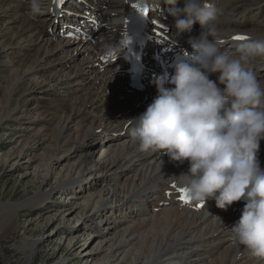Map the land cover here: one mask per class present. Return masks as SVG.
<instances>
[{
  "label": "bare ground",
  "instance_id": "6f19581e",
  "mask_svg": "<svg viewBox=\"0 0 264 264\" xmlns=\"http://www.w3.org/2000/svg\"><path fill=\"white\" fill-rule=\"evenodd\" d=\"M2 1H4L2 5L5 6V8L0 6V9L3 8L0 14L9 17L11 23L10 27L14 28V33L17 36L16 38L19 40L24 39L25 46L28 47V50H35V53L32 55L33 57L30 58L31 64L26 66L27 70H24L21 74L17 75V77L25 74V72H35L37 68L34 66V63L38 62L39 55L54 53L56 55V61H58V63L61 62V64H59L61 67L68 65L67 56L60 59L59 57L61 56L53 51L58 50L57 52H60L61 50L67 49L66 47L68 46H73V44H75L76 47H83L84 50L89 52L90 56L84 57V59L86 58L89 60L88 62H91V64L92 61H102L109 49L118 47V54L116 57L107 56L109 60L112 59L113 61L120 59L118 69H124L125 73L128 75L127 85L120 73L111 74L112 76L109 77L110 71H114L109 67V61L107 64L102 65L100 63H95V65L99 64L103 67L101 71L106 69L100 76L96 75V78H98L96 82H90L93 87H96V92L93 91V94L97 95L98 93L101 99L107 93L108 95L112 94V100L114 102L112 104L106 103L102 110V112L108 111L109 107V111L106 114H97L95 112L96 108H94L93 100H85L71 105L63 104L60 100L58 101V99L55 100V102H57L55 103L57 107L53 110L49 119L50 124L53 126L48 127L50 129L47 130V133H44V130H38L41 132V143L46 142V146H44L39 156L46 160V162L48 161L50 166L51 163L63 161L65 157L70 156L68 154L70 148H64L68 142H71L70 139H72L73 145H77V148L73 150L74 154L84 150V148L89 145L87 140L92 137H97L99 139V146L102 145L101 143L103 140H119L120 134L109 136L110 125L115 119H117L116 127L118 126L119 131L122 130L123 134L129 137L120 143H114L113 141L107 142L106 146L99 147V151L96 154L90 153L91 149H87V152L85 150L86 153L80 154L72 164L64 163L65 177L54 182L47 192L42 194L39 193L37 189L34 191V194L26 195L20 200L0 204V206L3 207V211L0 213V237L7 228L12 227L17 217L16 211L20 208L29 207L27 208L28 211L38 210L42 212L45 206V200L54 189H63V187L73 184L82 185L81 187H83L89 183L87 182L88 178L83 177L86 172H88L89 176L92 174L98 176L99 173L104 172V176H101L100 179L94 178L92 180L98 182L101 180V182H103L97 194L98 199L93 206H89V208L86 209L87 212L81 222L75 227L76 229L78 226L84 228L89 227L90 225H87V222L99 213L119 214L117 217L114 216V223H116V225H113L112 228L109 227V232L96 229V233L89 236V241H92L94 238L97 239V244L93 245L87 252L89 255L88 258H91L94 264H264V259L253 257L246 249L243 247H236L232 243L230 229L240 218L243 201L235 202L226 210L217 208L215 206V201L212 199H209L206 204L193 201L195 203L193 207L187 209V204L179 199L181 195L179 188L182 187L177 182L176 176L187 172L189 167L188 162L185 161L180 163L172 161L163 152L143 151L133 140L130 131L135 127L136 122L130 123L129 120L134 119L136 113L133 115L130 114L131 118L127 117L124 112L122 113L121 109L125 104L122 101L125 98H129L130 102L125 105L126 107L131 108L133 106L131 110H134L135 107L140 106L146 110L147 106L157 95L156 88L149 89L151 86L149 85L148 89L142 93L134 94L132 97L127 96L132 92V87L130 86V74L125 66L126 60L122 57L123 47L120 41L123 37L124 30L122 29V33L120 32V35H117L115 43L114 39L103 36L106 31H115L117 34L121 30L120 23L127 13L125 9L128 8V2L130 0H100L101 5L104 3L106 6L105 9L98 11L96 10L100 7L97 3L99 0H90L93 4V10L96 13L99 12L104 21L109 22L107 27H104L102 33L98 36L96 43H90L91 40L79 42V40L70 41V39H64L65 41H55L54 44L52 43L53 41L43 38V36L49 32L48 27H50L51 24L48 26L38 24L34 21L35 18L30 21L31 23L25 22V20L21 22L19 21L20 15L27 10L25 5L16 0ZM46 2L47 6L44 7V10L41 9L35 16L44 15V13L48 15L49 9L56 10L58 7V4H54L53 0H46ZM145 2L147 4H145ZM205 2L212 4L215 1L205 0ZM147 6L148 0L136 1L135 5L129 11L128 17H131L137 12H142ZM152 14L153 15L148 13L146 23L151 30L150 35H156V32L161 30V26L169 22L170 14L168 11L158 8V14L160 15L158 22L154 20L157 13ZM220 15L221 13H219V17H221ZM161 17L166 18V20H163ZM44 20L45 19H42L43 23ZM153 21H155V24ZM79 23L83 22L79 20ZM218 29V37H220L223 32L227 31L226 28L220 27L219 25ZM67 31L68 33L66 36L73 34L72 30L69 28ZM198 31H200V25L197 22L194 23L190 34L182 35L180 38L176 39L174 30L172 29V34H169L170 36L168 38L161 41L157 40L162 46L154 44V46H156V52H153L151 56H145L144 61L146 63L154 62L163 68H168L170 63L167 62L164 64V60H172L184 54L193 53L194 50L187 42V39L188 35L193 36ZM250 31L251 33L258 34V36H264V24L257 22L256 27L250 28ZM4 33L5 31H0L1 35ZM90 34L91 36L94 35L93 33ZM232 37L233 36H231V38ZM108 40L111 41L108 42ZM148 43L149 41H147V45ZM7 46L10 47L11 44H7ZM34 46H36V48H34ZM167 47H169V51L166 55H163L162 49H166ZM68 50L70 49H67V51H65L66 53H63L68 55ZM1 51L2 50H0V57H2ZM145 51L146 48L144 49V52ZM14 53L16 52H10V54ZM12 62L13 60L10 61V63ZM7 64L8 63L3 62V60H0L1 73L9 70ZM39 65L40 63L38 66ZM106 65L108 66L106 67ZM95 70L96 69H94L93 72ZM88 72L89 70H86V68H84V70L79 69L74 76L75 80L81 79L84 81L88 79L86 75ZM254 72L256 74L258 73L256 71ZM107 74H109V76H107ZM214 75L215 77H211L213 80L216 79V74ZM0 78H4V80L9 79L7 81L9 83L13 80L10 89V92H12L15 81L13 74L1 75ZM91 92L92 90L89 93L91 94ZM90 97H92V95ZM0 100L3 101L2 98ZM1 105L3 107L0 108V111L4 112L0 117V123L2 120H8L9 122V117H11L14 108L8 110L6 105ZM80 106L90 109L81 108ZM96 106L100 107L99 105ZM83 110H86L85 112L88 113H83ZM31 116L40 118L37 112ZM77 117L84 121V128L81 133L75 131L71 125L73 120ZM34 121L32 122L34 123ZM32 122L29 124H33ZM126 135L124 136L126 137ZM21 136L22 135H18L17 137L20 139ZM21 141H23V144H27L28 138H22ZM88 152L89 154H87ZM258 160L261 169H264V141L260 142ZM95 171L99 173L95 174ZM107 173H109V175L105 176ZM122 178L123 181L120 182ZM111 180H113V184H109V182L105 184V182ZM173 185L176 187H173ZM161 188L164 194L160 193ZM150 203L153 204L152 209L148 208ZM181 204H183V206H181ZM198 204L203 206L197 207ZM86 205H89L88 202H86ZM69 209L70 212L73 211L71 210L72 208ZM131 209H133L135 214L129 217L125 213ZM217 217L221 219L223 226ZM61 231L68 233V230H65V228L63 230H55L54 232L59 233ZM79 242V239L72 243L69 242L65 246V252H70L74 246L80 244ZM35 244L36 241L24 239L20 246L22 250L28 251L29 259L33 257ZM60 247H62V244Z\"/></svg>",
  "mask_w": 264,
  "mask_h": 264
},
{
  "label": "rangeland",
  "instance_id": "374dc122",
  "mask_svg": "<svg viewBox=\"0 0 264 264\" xmlns=\"http://www.w3.org/2000/svg\"><path fill=\"white\" fill-rule=\"evenodd\" d=\"M16 1L24 4L27 8V10L25 9L26 11H24L25 13L20 15L19 21L23 22V20H25V22H30L35 18L34 21L38 24L46 26L51 24L50 27H48L49 32L46 33L43 38L53 41V44L55 41L64 39H70V41L79 40V42L91 40L90 43H96L103 28L107 27L109 23L108 21H104L99 12L96 13L93 10V4L90 0H63L57 10L53 9L55 12L49 9L48 15L44 13V15L37 16L31 14L29 0ZM136 1L138 0H130L128 2V8L125 9L127 13L124 15L123 21L120 23L121 30L117 34L115 31H106L103 36H108L114 39L115 43V38L117 35H120V32L122 33L124 22ZM158 1L159 0L148 1L150 9H152L151 13H157L154 18L156 22H158L160 16L158 14V8H161L164 11H169L171 7L164 5L163 3L160 4ZM214 1L215 2L212 4L218 9V13H221V17L218 19V25L229 31L223 32L220 37H218L219 34L216 36L215 39L217 46L221 51H226L234 56L238 55L239 47L245 43L247 39L244 41L231 40V36L243 35L247 38L249 36L259 37L258 34L251 33L250 28H255L257 22L264 24V0ZM46 3V0H42L41 9L44 10V7L47 6ZM97 3L100 7L96 11L105 9L106 5L104 3L101 5L100 0ZM2 4H4V1L0 0V6H3ZM145 4L147 3L145 2ZM149 4L147 10H149ZM182 6L183 0H180L176 7ZM3 7L5 8V6ZM42 19H45L44 23L42 22ZM79 20L83 23H79ZM173 24V18L169 15V22L162 26L163 30L161 29L156 32V36L152 37L160 40L165 39L169 34H172L171 31L172 29L174 30L172 26ZM10 25L9 17L0 14V31H5L4 34H0V50H2V57H0V60L8 63L7 68L9 69L7 72H0V77L1 75L5 76L13 74L15 79L12 92H10L13 80L9 83L7 82L9 79L4 80V78H0V99L2 98L3 100H0L1 104L6 105L8 110L14 108L11 117H9V122L8 120H2L0 123V204L20 200L26 195L34 194V191L37 189L39 193L42 194L47 192L54 182L65 177L64 163L72 164L80 154L86 153L87 149H91L90 153L96 154L99 151V147L106 146L107 142L113 141L114 143H120L129 137L126 134H123L122 130L119 131L118 126L116 127L117 119H115L110 125L109 136L120 134L119 140H103L101 143L102 145L99 146V139L97 137H92L87 140L89 145L82 150L83 152L78 151L74 154L73 150L77 148V145H73V141L70 139L71 142H68L66 146H64V148H70L68 151L70 156L65 157L63 161H55L49 166V162H46V160L39 156L44 146H46V142L41 143V132L38 130L41 129L44 130V133H47V130L50 129L48 127L53 126L50 124L49 119L53 110L57 107V104H55L57 102H55V100L58 99V101L60 100L63 104L68 105L83 102L85 100H93L94 108H96L95 112L99 115L106 114L109 111V107L108 111L102 112L104 106L106 103L112 104L114 101L112 100V94L108 95L107 93L102 99L99 98L98 93L97 95L93 94L96 87H93L90 82H96L98 80L96 75L100 76L106 69L105 68L101 71L103 67L99 64L95 65V63H100L102 65L107 64L109 61V67L114 71H110V76L109 74H107V76L111 77L115 73H120L126 84L128 75L125 73L124 69H118L120 59H116L115 61L112 59L109 60V57L106 54L102 61H92L91 64V62H88L89 60L86 58L84 59V57L90 56L89 52L84 50L83 47H76V45L73 44V46L66 47L67 49H70L68 50V55L64 54L67 49L61 50L60 52H57L58 50L53 51L61 56L59 57L60 59L67 56L68 65L61 67L59 65L61 62L58 63V61H56V55L54 53L39 55L38 62L34 63V66L37 68L36 71L25 72V74L17 77V75L21 74L24 70H27L26 66L31 64L30 58L33 57L32 55L35 53V50H28V47L25 46V40H19L16 38L17 36L14 33V28L10 27ZM67 27L73 32L76 31L81 37L77 36L76 33L66 36L68 33ZM90 33H93L94 35L91 36ZM198 34L199 31L193 36H197ZM109 41L111 40H108V42ZM7 44H11V46L9 47ZM34 48H36V46H34ZM117 48L118 47H113L116 52V55H112L113 57H116L118 54ZM11 51L16 53L10 54ZM163 51L167 52L165 49ZM148 52L151 53L153 51L149 49ZM11 60H13L12 63H10ZM39 63L40 67L38 66ZM147 65L149 69L156 72V78H159L161 69H155L154 63H147ZM107 66L108 65H106V67ZM248 66L253 71L258 72L257 77L260 80L262 87H264V57L253 60ZM84 68L89 70L86 74L88 79H85L84 81L81 79L75 80L74 76L76 72L79 69L84 70ZM94 69L97 71L95 70L93 72ZM211 77L213 78L215 75L213 74ZM154 83L155 82H152V86L150 87L148 83L145 84L142 90H134L132 88V92L127 96L132 97L134 94L142 93L147 90L148 87L149 89L156 88L153 86ZM91 90L92 92L90 94L89 92ZM91 95L92 97H90ZM122 102L125 104H122L123 107L121 110L127 117L131 118V115L136 113L134 116L135 119L145 111V109L140 106L135 107L134 110H131L133 106L131 108L126 107L125 105L130 102L129 98L123 99ZM96 105H99L100 107H97ZM1 107L3 106L1 105L0 108ZM85 111L86 110H83L82 112L88 113ZM3 112L4 111H0V117ZM36 112L40 118L31 116ZM32 121H34V123ZM30 122L33 124H29ZM71 125L75 131L81 133L84 128V121L77 117L73 120ZM130 133L132 134V131H130ZM18 135H22L20 139L17 137ZM124 135H126V137ZM22 138H28L27 144H23V141H21ZM87 154H89V152ZM98 173V171H95V174ZM103 174L104 172L99 173L98 176L94 174L89 176L88 172H86L83 177H87V182L89 183L83 187H81L82 185L73 184L65 186L63 189H54L45 200V206L42 212L38 210L28 211L27 208L29 207H22L17 210V217L14 224L12 227L7 228L0 237V264H94L91 258H88L89 255L87 252L93 245L97 244V239L94 238L92 241H89V236L96 233V229H102L105 232H109V227L112 228L113 225H116V223H114V216L117 217L119 214L99 213L87 222V225H90L89 227L84 228L78 226L77 229L75 227L81 222L87 212L86 209H88L89 206H93L98 199L97 194L103 182H101V180L99 182L92 180L94 178L100 179L101 176H104ZM108 175L109 173L105 176ZM122 181L123 178L120 179V182ZM108 182L109 184H113V180L107 181L105 184ZM160 193L164 194L162 188L160 189ZM86 202H88L89 205H86ZM194 204L193 201H190L187 203L186 208L191 209ZM181 206H183V204H181ZM69 208H72L71 210L73 211L70 212ZM148 208L152 209L153 204L150 203ZM2 211L3 207L0 206V213ZM125 214L130 217L131 215H134L135 212L131 209L130 211H126ZM64 228L65 230H68V233L64 231L59 233L54 232L55 230H63ZM24 239L28 241H36L32 259H29L28 251H24L20 247ZM78 239L80 240V244L74 246L70 252L66 253L65 246L69 242L72 243ZM61 244L62 247H60Z\"/></svg>",
  "mask_w": 264,
  "mask_h": 264
},
{
  "label": "clouds",
  "instance_id": "9594fccd",
  "mask_svg": "<svg viewBox=\"0 0 264 264\" xmlns=\"http://www.w3.org/2000/svg\"><path fill=\"white\" fill-rule=\"evenodd\" d=\"M159 2L171 6L176 39L190 34L194 23L200 31L188 35L193 53L174 61V74L155 81L156 97L129 120L136 122L132 138L143 151L188 162L187 172L176 178L190 201L206 204L212 199L222 210L243 201L240 218L230 229L232 243L264 259V169L258 160L264 141V87L248 66L264 57V36H249L234 56L217 46L219 13L213 4ZM41 3L29 0L30 11L39 13Z\"/></svg>",
  "mask_w": 264,
  "mask_h": 264
},
{
  "label": "snow or ice",
  "instance_id": "6c2138e0",
  "mask_svg": "<svg viewBox=\"0 0 264 264\" xmlns=\"http://www.w3.org/2000/svg\"><path fill=\"white\" fill-rule=\"evenodd\" d=\"M63 0H53L54 4H60L62 3ZM140 15L143 16H147L148 15V10L147 8H145ZM153 23L155 24V21H153ZM233 40H237V41H244L246 39H248L246 36L243 35H236L234 37H232ZM125 43H127V41H125ZM173 187H176L175 185H173ZM179 192L182 194L180 199L182 200L183 203L187 204L190 202V200L188 199L187 195H186V189L184 188H179ZM203 205H198V207H202Z\"/></svg>",
  "mask_w": 264,
  "mask_h": 264
}]
</instances>
